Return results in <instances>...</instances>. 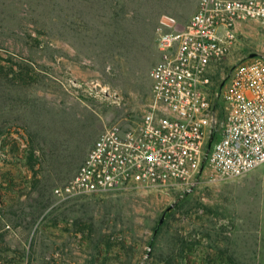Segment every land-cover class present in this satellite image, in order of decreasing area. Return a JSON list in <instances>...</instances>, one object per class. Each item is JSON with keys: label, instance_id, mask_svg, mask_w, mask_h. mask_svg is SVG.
Listing matches in <instances>:
<instances>
[{"label": "rangeland", "instance_id": "rangeland-1", "mask_svg": "<svg viewBox=\"0 0 264 264\" xmlns=\"http://www.w3.org/2000/svg\"><path fill=\"white\" fill-rule=\"evenodd\" d=\"M199 2L0 0V264H264V165L229 181L205 166L193 186L53 193L107 127L142 121L158 32L185 29ZM254 59L264 23L251 21L216 82Z\"/></svg>", "mask_w": 264, "mask_h": 264}, {"label": "built area", "instance_id": "built-area-1", "mask_svg": "<svg viewBox=\"0 0 264 264\" xmlns=\"http://www.w3.org/2000/svg\"><path fill=\"white\" fill-rule=\"evenodd\" d=\"M251 21L264 23V0H200L185 29H160L152 101L142 121L107 127L54 196L193 186L205 166L212 181H229L263 166L264 60L237 64L220 83L213 75L238 27Z\"/></svg>", "mask_w": 264, "mask_h": 264}, {"label": "trees", "instance_id": "trees-1", "mask_svg": "<svg viewBox=\"0 0 264 264\" xmlns=\"http://www.w3.org/2000/svg\"><path fill=\"white\" fill-rule=\"evenodd\" d=\"M223 116V114L222 113H220V117H222ZM215 134H216V132H214ZM28 162L30 163V165L33 167V165H34V163H37V159L35 158V156H34V153H32V152H30V154H29V158H28ZM186 259H183V262H184V264H189V263H187V261H185Z\"/></svg>", "mask_w": 264, "mask_h": 264}, {"label": "water", "instance_id": "water-1", "mask_svg": "<svg viewBox=\"0 0 264 264\" xmlns=\"http://www.w3.org/2000/svg\"><path fill=\"white\" fill-rule=\"evenodd\" d=\"M213 140H214V136L212 135L211 138H210L209 144H208V149L211 148Z\"/></svg>", "mask_w": 264, "mask_h": 264}]
</instances>
